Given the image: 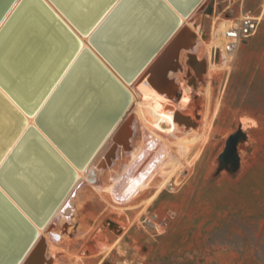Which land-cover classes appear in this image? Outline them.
<instances>
[{
    "label": "water",
    "instance_id": "water-1",
    "mask_svg": "<svg viewBox=\"0 0 264 264\" xmlns=\"http://www.w3.org/2000/svg\"><path fill=\"white\" fill-rule=\"evenodd\" d=\"M14 1L0 0V20ZM199 1L50 0L80 34H88V42L125 81L138 74L179 26V16L188 15ZM211 11L212 0L204 8L205 13ZM131 27H136L133 34ZM76 80L80 86L72 105L52 122L69 83ZM0 87L22 109L0 90V213L8 235L16 236L9 247L0 239V264H16L36 236V227L45 223L76 179L70 163L76 167L85 163L126 107L129 95L89 49L79 46L44 0H19L0 27ZM103 89L105 100L96 99L97 106L86 113L89 106L81 108L80 103L85 106L89 96L95 99ZM47 94L33 117L39 131L27 125L23 111L31 114ZM77 111H83L79 126L73 116ZM173 116L179 123H191L189 116L177 111ZM90 118L95 122L92 130ZM237 140V133L227 137L222 159L234 153Z\"/></svg>",
    "mask_w": 264,
    "mask_h": 264
},
{
    "label": "rangeland",
    "instance_id": "rangeland-1",
    "mask_svg": "<svg viewBox=\"0 0 264 264\" xmlns=\"http://www.w3.org/2000/svg\"><path fill=\"white\" fill-rule=\"evenodd\" d=\"M212 6V13L194 17L204 34H209L211 21L216 22L214 15L232 18L249 12L261 19L230 67L220 69L212 60L211 77L193 81L186 109L198 119L196 132L201 137L195 142L187 140L191 135L180 137L189 148L181 159L179 140L170 134L145 154L142 164L162 147L181 162L155 197H150L151 186L129 205L115 206L111 199L79 189L73 210L75 228H80L59 245L54 264H264V0H213ZM242 118L253 123L240 129ZM234 133L236 149L222 159L225 141ZM140 142L138 129L133 144ZM119 155L110 173L125 161ZM172 165H163L160 174H170ZM108 181V174H103L101 184ZM151 211L166 216L164 231L141 225ZM58 238L57 233L54 239Z\"/></svg>",
    "mask_w": 264,
    "mask_h": 264
},
{
    "label": "bare ground",
    "instance_id": "bare-ground-1",
    "mask_svg": "<svg viewBox=\"0 0 264 264\" xmlns=\"http://www.w3.org/2000/svg\"><path fill=\"white\" fill-rule=\"evenodd\" d=\"M18 1L19 0H15L4 14L0 20V27ZM44 1L53 10L55 15L64 22L70 31L73 32L79 41V46L89 49L126 89L129 95V101L117 117L116 121L107 131L101 143L85 163L81 167H76L70 163L75 170L76 179L63 195L55 209H53L51 214L47 217L45 223L36 227V236L29 244H27L23 253L17 257L16 264L57 263L56 250L59 248V245H61L72 232H77L80 228V226H76L75 228L76 219L73 210V200L79 189L93 191L100 197L106 199V201H108L107 199H111L114 205H129V203L139 196L141 191L146 190L151 186H154V191L150 197H155V195L159 194L170 181L171 174L178 168V165L181 164V162L179 158L178 161L171 159L167 149H163L162 147L156 151L157 156L155 158H150L151 160L142 164L141 162H143L145 154L156 148L157 144H159L160 141L162 142L165 134H170L179 140L177 142L179 156L180 159L184 158L189 151V148L184 146L183 140L180 139V137H183V135H191L190 138L187 139L191 142H195L201 137L198 136L199 134L196 132L198 128V119L196 120L195 116L191 114V110L189 112L186 109L191 100L190 96L194 82H202L211 77L212 68H215V63L213 61L218 63L216 66H221H218L220 69L223 66L228 68L234 57V55L228 56L224 52L219 51L221 47L220 33L222 25L221 23H218V20L221 16H211V19H215L216 22L213 20L211 21L209 34H204L200 23L194 20L195 16H203L205 13V6L211 1L200 0L188 15L179 16V26L162 43L156 53L144 65L138 74L136 73L133 75L131 80L125 81L88 42V34H80L54 7L50 0ZM203 3L205 4L201 8ZM133 4L134 3L130 6L134 7ZM257 17L261 19L260 15ZM135 29L136 27H131L129 29L131 32H129L133 34ZM91 31L92 30H90L89 33ZM66 40H69L68 37H65V41ZM202 47L203 52L201 51ZM189 59L190 61L188 62ZM61 62L62 59L57 67L60 66ZM71 62L72 60L67 64L63 73L69 67ZM129 67L127 66V69ZM55 84H53L48 94L52 91ZM190 84H192V86ZM78 86H80V84L77 83V80L69 83L65 95L62 96L61 101L59 102L60 104L57 108L59 109V112L55 113L51 118L52 122H56L54 121L55 119H61L59 115L60 111H68L70 105L73 103V97L76 95ZM0 90L7 95L3 88L0 87ZM48 94L31 114L28 110V112L23 111L27 125L31 124L36 127L33 117L47 98ZM105 95L106 91L103 89L102 92H98L95 99H93L94 95L89 96L87 98V100L89 99V102L86 103L85 106L80 103V107L87 109L89 106L86 112L89 113L95 106H97L98 103L96 102V99L105 100ZM7 96L18 109L22 110L9 95ZM174 111L189 116L191 123L183 125L179 122H175L173 116ZM82 112L77 111L73 114L76 119L75 123L78 124V126L82 122L80 121L82 118ZM86 113L83 114V118ZM205 113H202L203 118L206 116ZM247 122L248 124L253 123V121H250L247 118H242L240 129H244V127L248 125ZM87 124L89 125L88 129H94L95 122L91 121V118ZM36 128L39 129L38 127ZM138 129L142 143L140 142L137 146L133 144V138ZM39 131H41V129H39ZM177 134H181V136ZM236 144L237 142L235 143V146ZM10 147L11 145L6 152L10 150ZM119 153L123 154L126 159L122 163L120 170L110 173L111 170H113V166L120 161ZM112 158H114V160ZM167 163L173 164V167L170 174L163 176L160 174V169ZM182 166L184 168L188 167L187 163L182 164ZM103 174H108L109 177V181L105 185L101 184ZM156 178H158V182L155 184L154 181ZM0 229H2L0 232L1 243L4 247H9V243L15 240L16 236H14V234V237L8 235L9 232L5 227L1 213ZM116 231H118V228ZM57 233L60 236V239L58 238L59 240L56 241L54 238ZM38 241L40 242L37 244ZM97 246L99 245L97 244ZM100 247L102 249L104 248L102 245ZM31 251L32 254L29 256ZM45 253H47V255Z\"/></svg>",
    "mask_w": 264,
    "mask_h": 264
},
{
    "label": "built area",
    "instance_id": "built-area-1",
    "mask_svg": "<svg viewBox=\"0 0 264 264\" xmlns=\"http://www.w3.org/2000/svg\"><path fill=\"white\" fill-rule=\"evenodd\" d=\"M218 23L222 25L219 51L228 56H233L240 46L257 31L260 19L249 12H243L238 17L224 18L222 16ZM160 216L157 211L147 212L141 219V225L155 232L164 231L166 216L165 218Z\"/></svg>",
    "mask_w": 264,
    "mask_h": 264
}]
</instances>
